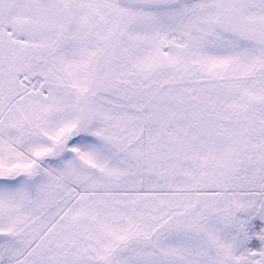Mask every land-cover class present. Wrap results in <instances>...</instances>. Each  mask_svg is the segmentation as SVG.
Returning <instances> with one entry per match:
<instances>
[{
	"label": "snow or ice",
	"instance_id": "1",
	"mask_svg": "<svg viewBox=\"0 0 264 264\" xmlns=\"http://www.w3.org/2000/svg\"><path fill=\"white\" fill-rule=\"evenodd\" d=\"M0 264H264V0H0Z\"/></svg>",
	"mask_w": 264,
	"mask_h": 264
}]
</instances>
